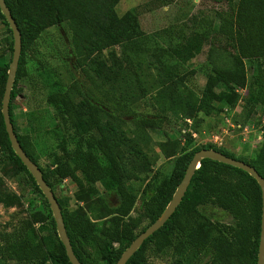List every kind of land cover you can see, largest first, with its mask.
Segmentation results:
<instances>
[{
    "label": "trees",
    "instance_id": "1",
    "mask_svg": "<svg viewBox=\"0 0 264 264\" xmlns=\"http://www.w3.org/2000/svg\"><path fill=\"white\" fill-rule=\"evenodd\" d=\"M119 1L106 0L105 12L98 13L83 6L78 7L73 0H5L21 36V53L10 95V119L22 148L38 167L36 159L19 138L12 103L21 89L18 82L23 75L26 53L46 27L63 22L70 24L74 42L78 44L82 57L77 60L78 66L94 88L89 95L83 94L78 83L72 82L66 86L64 92H53L49 95L48 100L56 107L63 108L73 120L78 138L74 151L63 148L68 160L73 162L72 166L68 160H58L49 172L39 167L52 192L50 173L60 178L70 177L75 180L77 171L85 178L105 181L104 186L108 189L112 187L117 194L115 204H109L101 198L103 213L110 218V224L100 231L88 217L75 215L63 208L60 199L55 196L62 210L72 249L82 264H99L102 258L104 264H115L132 240L163 212L194 153L202 148L214 149L242 160L253 166L264 178L263 124L262 140L255 162L239 158L211 143L184 150L174 158L173 169L169 175L162 177L161 171L158 170L145 184L139 204L141 213L131 214L137 196L127 188L125 172L119 161L117 149L124 141L120 122L131 118L132 123L140 129H157L160 123L156 118L137 114L123 92L113 91L127 89L129 86L143 90L141 77L145 60L164 70L170 62L186 63L194 58L214 34L231 41L236 39L237 35L241 37L240 32L244 30L243 37L246 36V43H249L248 52L245 54L256 56L252 87L246 89L248 95L245 106L249 111L259 105L264 111V0H222L229 4V8L215 13L218 18L217 28L214 27L212 18L197 19L192 16L190 20L178 26L166 27L154 33L144 32L137 17L129 11L119 16L115 9ZM0 17L8 25L1 11ZM8 31L11 33V53L7 64L0 67V106L13 52V36L9 27ZM159 37L168 38L165 43H161ZM115 47H118V51ZM105 48H110L109 61L92 56L93 53H101ZM214 51L215 48L210 47L207 60L212 63V69L206 76L200 102V108L207 113L213 109L212 103L219 99L216 87L221 82L230 85L232 83L240 88L246 83L243 58L239 54L230 53V66L216 65L215 58H212ZM185 73L171 75L172 78L176 76L182 80ZM71 92L80 95V99L75 101ZM235 102L234 100L231 104L234 105ZM84 135L95 137V145L84 149ZM0 152L10 163L16 164L15 173L28 172L11 148L1 111ZM32 179L34 180L33 177ZM36 187L38 188V185ZM21 202L20 194L0 191V205L3 207L18 206ZM207 203L227 211L235 224H214L213 227L219 231V235L212 236L205 242L199 236L200 230L194 218L199 214V206ZM261 213V188L250 174L217 160L203 158L175 211L163 226L144 240L126 264H148L145 249L149 243H152L158 252L172 246L178 254L184 250L186 243L197 250L207 244L213 251L212 260L215 262L234 259L237 264H257ZM144 220L146 221L143 222ZM176 231L185 239L172 244L170 236ZM114 243L119 245L115 247ZM0 264H71L57 235L53 215L50 223H43L37 229L31 221L22 219L13 230L0 231ZM175 264H182L181 258L177 259Z\"/></svg>",
    "mask_w": 264,
    "mask_h": 264
},
{
    "label": "rangeland",
    "instance_id": "2",
    "mask_svg": "<svg viewBox=\"0 0 264 264\" xmlns=\"http://www.w3.org/2000/svg\"><path fill=\"white\" fill-rule=\"evenodd\" d=\"M105 1L73 0L78 7L83 6L98 13L105 12ZM228 8L229 4L222 0H120L115 7L119 16L126 11L133 13L146 33L178 26L192 16L197 19L212 18L217 28L215 13ZM8 27L0 17V67L7 64L11 53ZM240 33L241 37L237 35L231 41L214 34L194 58L186 63L170 62L164 70L145 60L141 77L143 90L129 86L113 91L123 92L137 114L156 118L160 123L157 129H140L132 123L131 118L120 122L124 141L117 149L119 161L125 172L127 188L137 196L132 215L141 213L139 204L145 184L158 170L162 177L169 175L174 158L184 150L211 143L246 161L257 160L264 111L259 105L249 111L245 106L248 95L246 89L252 87L256 56L245 54L249 43H246V36L243 37L244 30ZM167 38L159 37V41L165 43ZM210 47L215 48L212 58H215L216 65L230 66L232 61L229 54H239L243 58L246 83L240 88L232 83L221 82L216 87L219 99L212 103L213 109L207 113L200 108V102L206 76L212 69V63L207 60ZM115 48L118 51V47ZM109 50L105 48L92 56L109 61ZM80 54L78 44L73 39L72 27L68 22H63L46 27L25 56L23 75L18 82L21 89L12 103V112L20 140L45 172L53 170L58 160H68L63 148L74 151L78 138L73 120L63 108L56 107L48 100L49 95L64 92L72 82L78 83L83 94L89 95L94 89L78 66L77 60L82 59ZM183 72L186 73L182 80L176 76L172 78L171 74ZM71 97L75 101L80 99V95L72 92ZM234 100L236 102L232 105ZM82 137L84 149L95 145L97 141L93 136ZM68 161L72 166L73 162ZM15 169L16 164L10 163L0 152V191L16 192L22 197L18 206L6 208L0 205V231L13 230L22 219L31 221L36 229L43 223H50L51 209L39 187H36V181L29 171L15 173ZM76 174L77 179L73 180L50 173L49 181L55 196L60 199L63 208L95 222L99 231L108 227L110 218L103 213L101 198L109 204H115L116 192L112 187L108 189L104 186L105 181L85 178L77 171ZM194 222L200 230L201 240L205 242L219 235L214 224H235L227 211L211 203L199 206V214ZM170 238L174 244L184 236L176 231ZM118 245L114 243L115 247ZM145 254L148 264H175L179 258L182 264H237L234 259L213 261V251L207 244L197 250L186 243L184 250L178 254L172 246L158 252L149 243ZM104 262L102 258L99 264Z\"/></svg>",
    "mask_w": 264,
    "mask_h": 264
},
{
    "label": "water",
    "instance_id": "3",
    "mask_svg": "<svg viewBox=\"0 0 264 264\" xmlns=\"http://www.w3.org/2000/svg\"><path fill=\"white\" fill-rule=\"evenodd\" d=\"M0 11L5 17L9 25V28L12 31V36H13L12 58L7 71L6 82L4 86L3 95L1 98V113L5 123V129L8 134L11 148L13 149L15 154L19 157L21 162L26 166V168L28 169V171L36 181L42 194L46 198L54 218L57 235L65 248V252L70 263L82 264L77 259L72 249L64 225L62 210L54 193L52 192L47 182L45 181L40 168L37 166L35 162H33L29 158V156L22 148L13 129V125L10 119L9 103H10L12 85L18 68V63L21 53V36L17 23L15 22V19L13 18L10 9L6 5L5 0H0ZM203 158L217 160L219 162L240 168L246 171L248 174H250L258 182L262 194V213H261V230H260L258 253H257V264H264V178L250 164L242 160H238L230 156H227L217 150L207 149V148H202L194 153L192 159L190 160V162L186 167L185 173L180 183L178 184L175 192L173 193L170 201L168 202L163 212L153 223H151L145 230H143L132 240L130 245L123 251V253L120 255V257L118 258L115 264H126L129 258L141 246L144 240L147 239L156 230H158L161 226H163L166 220L171 216V214L175 211L176 207L179 205L182 197L185 194V191L188 188V185L191 181L194 171L200 166V162Z\"/></svg>",
    "mask_w": 264,
    "mask_h": 264
}]
</instances>
